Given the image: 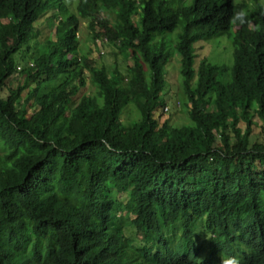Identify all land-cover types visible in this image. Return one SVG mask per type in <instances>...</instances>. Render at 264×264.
<instances>
[{"label": "trees", "instance_id": "trees-1", "mask_svg": "<svg viewBox=\"0 0 264 264\" xmlns=\"http://www.w3.org/2000/svg\"><path fill=\"white\" fill-rule=\"evenodd\" d=\"M80 18L132 64L90 58ZM223 32L231 64L195 66L196 41ZM172 50L180 126L153 116ZM0 143V264H264V3L0 0Z\"/></svg>", "mask_w": 264, "mask_h": 264}, {"label": "rangeland", "instance_id": "rangeland-1", "mask_svg": "<svg viewBox=\"0 0 264 264\" xmlns=\"http://www.w3.org/2000/svg\"><path fill=\"white\" fill-rule=\"evenodd\" d=\"M264 3V0H260ZM88 21L89 18H80V25L79 31L77 33L78 39L80 41V49L84 52L90 51V58L96 60L97 64H103L108 67H113L117 65L120 70H126L127 66L132 64V60L125 55L120 53L114 54L113 47L107 44L96 43L94 44L92 41V35L88 29ZM232 30V29H231ZM169 34V35H173ZM24 52V49L23 51ZM231 53H232V46L230 40L227 37L226 32L221 33L220 35H215L211 40H198L195 43V57H194V65L197 66L200 59L207 58L208 61L212 63L222 64L225 63L227 65L231 64ZM30 53L25 52V61H28ZM231 55V56H230ZM194 56V54H193ZM16 58L20 61L21 54L18 53ZM21 62V61H20ZM24 63V60L22 61ZM180 70V57L179 55L172 50L170 53L169 61L165 65V72H164V89L165 93L167 94L168 101L164 104L167 106V111L164 110L163 107H158L154 111V118L158 122H162L164 119L167 118L171 125H184L188 123V115L186 111V107L184 106L185 96L181 88V76L179 73ZM87 76V73L85 74ZM9 80H13V85L22 82V77L18 73H13L9 78ZM87 87L86 91L88 92H95V87L91 84L90 79L87 76ZM30 113H28L29 115ZM209 115L208 111L204 112V119L207 121V117ZM122 120L124 121H131L132 119H136L139 117L137 110L133 105H128L122 112ZM254 120H258L256 116L253 117ZM259 122V120H258ZM242 125V123H240ZM257 130V129H256ZM4 146L0 143V149L3 150ZM121 199L126 201L127 196H122ZM261 206L264 207V203L260 202ZM122 230L126 236L129 237L131 231L126 226V221L124 217L121 215L118 218ZM200 221L197 222V226L195 228V239L201 245L203 252H206L209 240V233L205 229L204 226V218L199 219ZM203 220V221H202ZM141 246V243H140Z\"/></svg>", "mask_w": 264, "mask_h": 264}, {"label": "clouds", "instance_id": "clouds-1", "mask_svg": "<svg viewBox=\"0 0 264 264\" xmlns=\"http://www.w3.org/2000/svg\"><path fill=\"white\" fill-rule=\"evenodd\" d=\"M220 264H242L241 257L235 254H225L220 257Z\"/></svg>", "mask_w": 264, "mask_h": 264}, {"label": "built area", "instance_id": "built-area-1", "mask_svg": "<svg viewBox=\"0 0 264 264\" xmlns=\"http://www.w3.org/2000/svg\"><path fill=\"white\" fill-rule=\"evenodd\" d=\"M167 109H168L167 106H165V107H164V110H167Z\"/></svg>", "mask_w": 264, "mask_h": 264}]
</instances>
